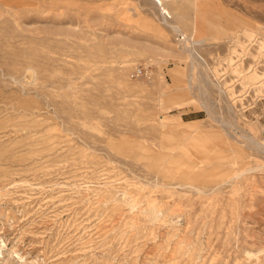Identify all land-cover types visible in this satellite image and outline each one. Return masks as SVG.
I'll list each match as a JSON object with an SVG mask.
<instances>
[{"label": "rangeland", "instance_id": "374dc122", "mask_svg": "<svg viewBox=\"0 0 264 264\" xmlns=\"http://www.w3.org/2000/svg\"><path fill=\"white\" fill-rule=\"evenodd\" d=\"M0 264H264V0H0Z\"/></svg>", "mask_w": 264, "mask_h": 264}, {"label": "built area", "instance_id": "2783aa9c", "mask_svg": "<svg viewBox=\"0 0 264 264\" xmlns=\"http://www.w3.org/2000/svg\"><path fill=\"white\" fill-rule=\"evenodd\" d=\"M178 40L180 42H184L186 40V37L184 35H181Z\"/></svg>", "mask_w": 264, "mask_h": 264}, {"label": "bare ground", "instance_id": "6f19581e", "mask_svg": "<svg viewBox=\"0 0 264 264\" xmlns=\"http://www.w3.org/2000/svg\"><path fill=\"white\" fill-rule=\"evenodd\" d=\"M155 1H157L160 5H163V0H155Z\"/></svg>", "mask_w": 264, "mask_h": 264}]
</instances>
